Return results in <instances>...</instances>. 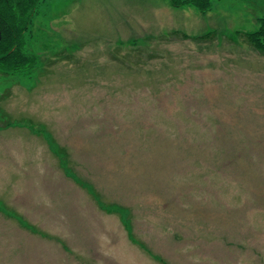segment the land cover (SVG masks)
Returning a JSON list of instances; mask_svg holds the SVG:
<instances>
[{"label":"rangeland","instance_id":"374dc122","mask_svg":"<svg viewBox=\"0 0 264 264\" xmlns=\"http://www.w3.org/2000/svg\"><path fill=\"white\" fill-rule=\"evenodd\" d=\"M170 3H38L0 127H45L69 210H15L0 264H264V0Z\"/></svg>","mask_w":264,"mask_h":264},{"label":"crops","instance_id":"0c3cea01","mask_svg":"<svg viewBox=\"0 0 264 264\" xmlns=\"http://www.w3.org/2000/svg\"><path fill=\"white\" fill-rule=\"evenodd\" d=\"M0 129V235L11 231L10 225L14 223L15 226H20L19 221L12 218V216H16L15 210L21 209L25 213V210L30 209L27 214L31 215L29 217H33V219H36L34 216L43 213L50 217L54 215L50 212L53 209L64 210L66 213L69 207L65 203L66 207H62V209L44 207V204L49 201H43V199L49 192L57 202L54 192L55 185L49 186L45 182L51 181L52 174L56 172L57 168V150L51 146L47 134L43 133L45 127L41 128L24 122L17 126L7 124ZM45 173L47 174L45 175ZM46 176L47 178L44 180ZM40 221L46 223L43 218ZM48 237L50 242L45 239L38 241V244L43 248V250H38L39 252L51 249L50 243L54 238ZM18 242L0 238L1 261L5 262V259L11 260L9 258L14 257L20 260L24 259L22 253L14 255L16 250L20 249L15 246ZM6 255L9 258H5ZM46 255L38 257L45 259ZM45 264H48L46 260Z\"/></svg>","mask_w":264,"mask_h":264},{"label":"trees","instance_id":"16d2710c","mask_svg":"<svg viewBox=\"0 0 264 264\" xmlns=\"http://www.w3.org/2000/svg\"><path fill=\"white\" fill-rule=\"evenodd\" d=\"M41 0H0V74L30 73L37 65V57L26 48V35ZM173 7L193 6L202 11L211 7L212 0H170ZM252 35L255 45L264 50V17L259 18Z\"/></svg>","mask_w":264,"mask_h":264},{"label":"water","instance_id":"95a60500","mask_svg":"<svg viewBox=\"0 0 264 264\" xmlns=\"http://www.w3.org/2000/svg\"><path fill=\"white\" fill-rule=\"evenodd\" d=\"M1 36H2V32H1V29H0V39H1Z\"/></svg>","mask_w":264,"mask_h":264}]
</instances>
